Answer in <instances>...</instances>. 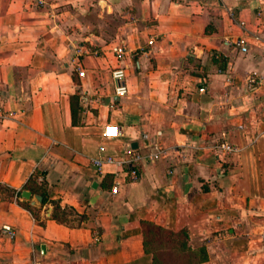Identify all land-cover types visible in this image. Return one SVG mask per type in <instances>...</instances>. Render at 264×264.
Segmentation results:
<instances>
[{
	"label": "crops",
	"instance_id": "obj_1",
	"mask_svg": "<svg viewBox=\"0 0 264 264\" xmlns=\"http://www.w3.org/2000/svg\"><path fill=\"white\" fill-rule=\"evenodd\" d=\"M148 148L138 181L93 162ZM147 225L189 264H264V0H0V264H160Z\"/></svg>",
	"mask_w": 264,
	"mask_h": 264
},
{
	"label": "built area",
	"instance_id": "obj_2",
	"mask_svg": "<svg viewBox=\"0 0 264 264\" xmlns=\"http://www.w3.org/2000/svg\"><path fill=\"white\" fill-rule=\"evenodd\" d=\"M236 47L240 49L243 53L248 51V42L245 37L238 38L235 43ZM114 54L118 60H122L126 54L128 53V49L124 44H120L113 48ZM80 54L82 52L78 50ZM79 76H84V72L80 71V67L78 66ZM112 77L116 83L115 85V97L116 99L124 98L128 95V86H127V77L126 71L124 68H116L112 71ZM260 84V79H257V75L254 73L251 77L248 78V85L250 88L257 87ZM204 91V88L201 89ZM119 131L115 126H107L104 129L103 136L106 138H115L118 137ZM221 151L225 152L228 155H232L236 148L226 142L218 143L216 146ZM103 150V148H101ZM131 155L127 158H116L114 156H108L105 159L98 158L93 162L96 166L100 168L104 165H116L118 167V171L113 172L116 179H122V182L126 183L130 181H138L141 177L143 165L146 163H154L160 159L161 153L160 151L152 148H148L144 153L140 152H129ZM120 183L116 181L113 186L111 192L113 194L118 193ZM4 231L11 237H16L15 230L10 226H5ZM98 240V237L96 236ZM31 264H42L40 261H33Z\"/></svg>",
	"mask_w": 264,
	"mask_h": 264
},
{
	"label": "rangeland",
	"instance_id": "obj_3",
	"mask_svg": "<svg viewBox=\"0 0 264 264\" xmlns=\"http://www.w3.org/2000/svg\"><path fill=\"white\" fill-rule=\"evenodd\" d=\"M146 231L148 249L156 252L160 264H189L190 258L180 244L183 237L174 238L153 226H146Z\"/></svg>",
	"mask_w": 264,
	"mask_h": 264
},
{
	"label": "trees",
	"instance_id": "obj_4",
	"mask_svg": "<svg viewBox=\"0 0 264 264\" xmlns=\"http://www.w3.org/2000/svg\"><path fill=\"white\" fill-rule=\"evenodd\" d=\"M30 181H33L32 179H30ZM1 190L6 192L8 196L17 194L18 192L11 190V189H6L1 187ZM30 190L33 192V194L39 195L42 197V204L46 205V204H51L54 207L53 213H52V219L56 220L59 223H63V224H69V216L75 215L76 213L72 210L69 209L67 207L62 208L60 206V204L56 201H52L49 199L48 194H47V190H46V185L45 184H41L39 185V187L35 188V187H30ZM20 194V193H18ZM30 207V206H28ZM150 226V225H147ZM161 231H163L162 229H159ZM169 235H171L172 237H174L173 233H168ZM181 237H186V233L182 232L179 234ZM147 244V243H146Z\"/></svg>",
	"mask_w": 264,
	"mask_h": 264
},
{
	"label": "water",
	"instance_id": "obj_5",
	"mask_svg": "<svg viewBox=\"0 0 264 264\" xmlns=\"http://www.w3.org/2000/svg\"><path fill=\"white\" fill-rule=\"evenodd\" d=\"M31 192L30 191H23V193H22V196L25 198V199H30L31 198ZM37 197H38V199L40 200V201H42V197L41 196H39V195H37Z\"/></svg>",
	"mask_w": 264,
	"mask_h": 264
}]
</instances>
